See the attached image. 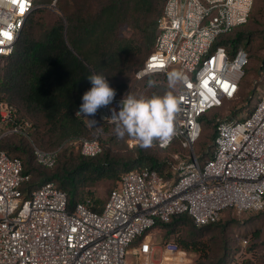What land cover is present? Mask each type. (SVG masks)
Returning <instances> with one entry per match:
<instances>
[{
  "label": "built area",
  "instance_id": "obj_1",
  "mask_svg": "<svg viewBox=\"0 0 264 264\" xmlns=\"http://www.w3.org/2000/svg\"><path fill=\"white\" fill-rule=\"evenodd\" d=\"M252 1H165L153 49L133 80L162 81L171 73L183 77L174 89L182 108L177 135L167 146L156 141L160 149L177 142L187 151L185 158L172 156L169 180L153 169L129 171L109 191L100 211L87 203L69 208L66 194L52 182L24 190L29 175L24 174L21 159L0 148V264H131L128 254L138 259L137 264H192L176 243L154 247L147 233L177 215L186 214L202 227L217 223L227 209L237 214L264 209V93L244 117L217 119L210 159L201 163L193 152L201 132L200 117L234 99L248 63L245 50L230 58L222 46L213 45L218 36L247 21ZM33 8V0H0V33L11 36L0 34V67L13 52ZM259 76L264 81V62ZM127 95L144 98L133 95L132 89ZM124 96H115L95 116L76 111L75 117L95 129V137L68 138L55 150L38 148L31 139L32 124L14 106L0 102V143L14 136L24 139L34 161L44 168H52L66 146L84 157H95L102 152L104 133L99 127L116 126L110 109L119 111ZM155 249L161 260L152 263Z\"/></svg>",
  "mask_w": 264,
  "mask_h": 264
},
{
  "label": "trees",
  "instance_id": "obj_2",
  "mask_svg": "<svg viewBox=\"0 0 264 264\" xmlns=\"http://www.w3.org/2000/svg\"><path fill=\"white\" fill-rule=\"evenodd\" d=\"M165 1L101 0L92 13L67 16L64 27L61 20L47 23L41 7L43 0H33L34 8L19 33L13 52L0 67H4L0 74V102L14 106L19 116L32 124L30 135L38 148L55 150L67 138L95 137V129L88 128L75 117L83 94L92 87L87 77L103 75L116 90V96H124L130 75L143 65L153 49L156 22ZM250 22L251 19L249 24L218 36L213 47L222 46L230 58L239 49L247 50L256 35L264 32H257ZM247 56L248 63L243 71L249 65L248 53ZM166 92L165 87L153 85L148 98ZM243 100L244 104L248 102V99ZM217 110L208 111L199 119L201 132L193 152L201 163L210 159L214 150ZM236 113L239 109L220 119H234ZM207 128L213 130L205 136L203 132ZM204 138L210 142H202ZM111 144V138L101 141L102 152L95 157H84L73 149L62 148L52 168L38 165L27 142L18 136L2 140L0 148L8 156L21 159L23 172L29 175L24 190L52 182L66 194L69 208L87 203L95 211H100L104 203L94 197L93 189L99 183L109 182L113 189L122 174L143 168L153 169L169 180L172 177L170 166L175 161L167 154H178L182 158L187 154L177 142L166 149L158 148L154 142L149 148L137 145L120 157ZM225 212L236 214L233 209H227L222 216ZM219 221L196 227L189 216L182 214L172 217L168 223H157L155 227L165 236H176L180 249L198 254L196 264H227L226 257L230 255L227 242L218 236L227 227V221ZM138 242L139 239L135 240L130 247L137 246ZM216 249L221 252L218 256L213 251ZM242 264L251 263L245 260Z\"/></svg>",
  "mask_w": 264,
  "mask_h": 264
},
{
  "label": "rangeland",
  "instance_id": "obj_3",
  "mask_svg": "<svg viewBox=\"0 0 264 264\" xmlns=\"http://www.w3.org/2000/svg\"><path fill=\"white\" fill-rule=\"evenodd\" d=\"M82 1L84 5H82V2L79 0H43V5L41 7L44 8L45 11V21L50 24L56 20H61L64 24V27H66L67 16L78 15L81 13H92L96 10L98 1L101 0ZM248 17L251 19L250 25H253V28H255L257 32L264 31V0L252 1L251 10ZM250 19L247 18V21L243 25L249 24ZM263 41L264 32L259 36L256 35V39L253 40L248 47L249 51L248 49H244L249 55V65L244 69L245 71H243L245 72V75H243L239 82L237 96L235 99L225 102L224 105L217 110L215 119H220L226 116L228 117L230 112L238 109L239 113H236V117H244L248 109H251L257 103L260 96L264 93V81H262L259 76V68L262 64V61L264 60ZM3 68L4 67L0 68V74L2 73ZM169 80L170 79L165 78L161 81V79L152 77L145 81L136 83L133 80L132 74L128 79L127 91L132 89L133 95L142 94L146 99V97L148 98L150 95L152 86L160 85L165 87L168 91H172L174 94V89H176L177 85L170 87ZM244 98L248 99V102L245 104L243 100ZM243 105H245L244 108ZM115 127L116 126L105 127L103 129L99 127L104 133L100 140L106 141L111 138L113 143L111 144V148L116 149L114 150L116 153L119 151L118 156H126V153L133 151L134 147L138 144L130 145V142L134 140L127 136H125L124 139H118L115 134ZM212 130L213 129L207 128V130L203 132V135H209ZM207 140L209 139L204 138L202 139V142H206ZM207 142L209 143L210 141ZM66 147L73 149L70 146ZM173 155L174 154L172 153L167 154L171 160H173ZM110 190L111 186L109 182L99 183L93 189L94 197L100 199L101 201H105ZM225 221H227V227L218 236L220 239L226 240V245L228 248L227 251L230 252L229 257H226V263L242 264L245 260H247L251 264H264V209L257 213H236L235 215L225 212L219 222L224 223ZM255 233H257V236H254ZM147 236L154 247L162 248V245L168 241H172L177 244L176 236H165L164 232L157 227L151 229V231L147 233ZM211 237L214 238L215 236ZM243 240L247 241L244 246L241 243ZM213 251L215 252L216 256L221 253L218 249ZM187 257L192 262V264H196L199 259L198 254L190 251L187 252ZM127 258L131 264H137L138 262V259L131 256L130 254L127 255ZM160 260L161 253L158 249H155L152 257L149 259V262L156 263Z\"/></svg>",
  "mask_w": 264,
  "mask_h": 264
},
{
  "label": "clouds",
  "instance_id": "obj_4",
  "mask_svg": "<svg viewBox=\"0 0 264 264\" xmlns=\"http://www.w3.org/2000/svg\"><path fill=\"white\" fill-rule=\"evenodd\" d=\"M183 79L180 73H171L169 84L174 87ZM92 87L82 96V104L77 114L95 116L99 109L113 103L116 90L110 87L107 78L100 74L87 77ZM119 111L110 109L111 120L115 123L118 139L125 136L134 140L140 147L149 148L155 141L167 146L177 135L176 121L182 111L179 98L172 91L162 96L137 99L132 95L120 101ZM95 126L96 121L90 120Z\"/></svg>",
  "mask_w": 264,
  "mask_h": 264
},
{
  "label": "snow or ice",
  "instance_id": "obj_5",
  "mask_svg": "<svg viewBox=\"0 0 264 264\" xmlns=\"http://www.w3.org/2000/svg\"><path fill=\"white\" fill-rule=\"evenodd\" d=\"M0 34H5V33H0ZM5 35H8V38L11 39V36L9 34H5Z\"/></svg>",
  "mask_w": 264,
  "mask_h": 264
}]
</instances>
